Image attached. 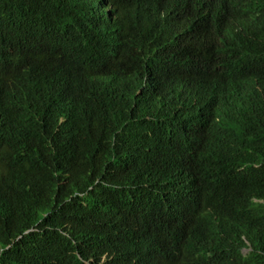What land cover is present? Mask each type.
I'll return each instance as SVG.
<instances>
[{"label":"trees","instance_id":"trees-1","mask_svg":"<svg viewBox=\"0 0 264 264\" xmlns=\"http://www.w3.org/2000/svg\"><path fill=\"white\" fill-rule=\"evenodd\" d=\"M11 1L0 0V13L12 11L14 20L39 15ZM62 3L29 0L28 5L50 11ZM142 10L136 16L141 34L134 31L130 38L129 65L109 73L107 81L97 78L104 85L94 94L68 91L40 71L27 84L39 106L19 119L20 136L0 138V264H128L125 256L134 252L131 226L144 227L139 252L162 237L171 240L173 222L157 218L158 226L148 231L146 215H161L166 198L168 203L189 198L198 182L201 197L236 210L230 230L219 239V264H264V130L257 129L264 120L255 122L264 118V90L246 96L239 119L228 125L250 134L255 122L249 148L261 166L248 178L247 172L236 173L213 188L212 160L196 154L197 148L223 157L227 143L213 131H194L193 125L207 120L189 118L185 111L200 86L215 85L214 62L207 54L200 59L191 42L172 41L155 8L153 16ZM191 21L195 31L205 32L206 23ZM164 48L175 52L179 72L163 69L155 79ZM212 118L213 128L223 127L218 111ZM29 146L43 152L41 159L28 155ZM223 168L219 162L217 172Z\"/></svg>","mask_w":264,"mask_h":264},{"label":"clouds","instance_id":"clouds-1","mask_svg":"<svg viewBox=\"0 0 264 264\" xmlns=\"http://www.w3.org/2000/svg\"><path fill=\"white\" fill-rule=\"evenodd\" d=\"M11 2L39 15L14 20L12 11L0 13V138L20 136L19 119L38 108V99L27 89L38 71L47 81L68 91L86 90L94 94L104 85L97 78L107 81L109 73L128 66L131 35L134 31L141 34L136 16L143 14L142 8L153 16L151 10L155 8L156 18L166 27L172 41L191 42L200 59L201 54H207L214 62L215 85L200 86L199 94L185 111L189 118L207 120L193 125L194 131H213L227 143L223 157L197 148L196 154L212 160L216 176L208 180L210 186L227 184L240 172H247L248 178L261 166L252 158L249 147L253 142L251 132L257 127L254 123H262L264 118L249 124L250 134L229 130L228 125L239 119L246 96L253 90H264V0H63L62 5L50 11L28 5L29 0ZM193 17L207 24L203 34L191 27ZM173 53L170 48L160 50L155 79L163 69L173 75L179 72L172 61ZM214 111L221 116L222 121L217 122L223 126L220 129L211 126L218 119L212 118ZM257 129L263 131L264 127ZM28 152L32 158L43 156L41 150L30 146ZM219 162L224 167L221 172H217ZM201 186L196 183L189 198L182 195L169 203L166 198L162 204L164 211L159 209L161 215H146L150 222L148 231L158 226L157 218L170 219L174 225L171 240L162 237L139 252L144 227L136 230L131 226L134 252L125 256L128 264L221 262L219 239L230 230L236 210L231 204H215L201 197ZM249 200L262 202L255 197ZM240 250L245 254L249 249L244 246Z\"/></svg>","mask_w":264,"mask_h":264},{"label":"water","instance_id":"water-1","mask_svg":"<svg viewBox=\"0 0 264 264\" xmlns=\"http://www.w3.org/2000/svg\"><path fill=\"white\" fill-rule=\"evenodd\" d=\"M210 200V199H209Z\"/></svg>","mask_w":264,"mask_h":264}]
</instances>
